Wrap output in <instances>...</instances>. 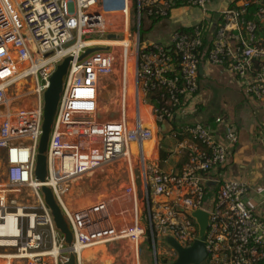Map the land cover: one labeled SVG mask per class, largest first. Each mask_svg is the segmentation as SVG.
<instances>
[{
  "label": "built area",
  "instance_id": "obj_1",
  "mask_svg": "<svg viewBox=\"0 0 264 264\" xmlns=\"http://www.w3.org/2000/svg\"><path fill=\"white\" fill-rule=\"evenodd\" d=\"M213 1L0 0V149L6 162L0 182V247L10 252L0 254L3 264H66L70 253L83 264L88 248L119 238L137 241L144 230L136 224L118 233L107 198L75 205L71 197L76 181L105 173L117 162L127 165L136 215L133 169L138 170L154 251L157 241L167 238L183 248L203 240L207 264L264 261V218L246 203L249 186L237 180H219L216 189L207 185L239 143L236 128L220 116L214 127L186 120L201 103L204 63L224 68L251 97L264 100V0H242L224 9L215 28L202 19L183 26L187 30L174 29L167 41L142 35L145 25L152 29L180 7L198 9L205 17ZM103 38L117 45L79 59L92 47H80V42ZM67 56L72 60L42 183L35 164L44 92ZM128 57L134 59L132 93L121 83L120 118L103 120V79L115 71L119 58L123 72ZM26 78L31 85L18 87ZM145 118L157 127V140ZM42 185L52 190L72 231L70 247L55 225ZM198 211L207 214L204 236L193 216ZM171 252L177 257L172 247Z\"/></svg>",
  "mask_w": 264,
  "mask_h": 264
},
{
  "label": "rangeland",
  "instance_id": "obj_2",
  "mask_svg": "<svg viewBox=\"0 0 264 264\" xmlns=\"http://www.w3.org/2000/svg\"><path fill=\"white\" fill-rule=\"evenodd\" d=\"M143 28L145 30L142 32V35L151 41L164 39L168 33V26L164 24L155 26L152 29L148 28L147 25ZM103 39L97 40L94 44L91 43L92 47L110 46L102 42ZM97 42L101 43L98 44L101 46L96 45ZM129 59L130 57L127 58V67L122 72L121 63L124 60L119 58L115 71L103 79L99 103L101 110L100 116L103 120L120 118L121 85L126 83L125 81L128 79L129 73L130 79L133 77V64L132 60L130 59L129 61ZM213 66L215 71L211 77L199 79L200 92H205L208 96L207 103L203 105V110L210 117L232 113L235 108L232 100L243 95L235 78H232L222 67ZM127 70L129 71L127 72ZM21 84L17 86L20 87ZM127 89V93L131 94V89L129 87ZM111 107L112 109L114 108L113 110L119 111V116L116 114L108 115V110ZM145 125L148 124L145 123ZM152 125L154 138L157 140L155 137L157 127L154 124ZM5 171L6 162L4 153L0 149V182L5 177ZM133 174L135 176L137 205L140 209L138 215H136L134 210V201L130 194L132 181L130 180V174L125 163L117 162L106 168L105 173L98 174L94 177L84 176L75 182L71 193L72 199L75 200V205L77 203L79 205H88L107 198L114 206L112 215L114 227L118 233H124L136 224L144 230V234L137 241L119 238L84 250L83 264H170L176 259L171 252V246L166 241H157L154 251L151 234L144 216L143 189L136 168L133 169ZM8 253L10 252L0 247V254ZM165 261H168V263H165ZM3 262L0 259V264H3Z\"/></svg>",
  "mask_w": 264,
  "mask_h": 264
},
{
  "label": "crops",
  "instance_id": "obj_3",
  "mask_svg": "<svg viewBox=\"0 0 264 264\" xmlns=\"http://www.w3.org/2000/svg\"><path fill=\"white\" fill-rule=\"evenodd\" d=\"M241 1L214 0L209 5L208 14L205 17H203L202 12L198 9L180 7L172 12L169 19H164L155 25L164 24L168 26L167 36L164 39H159V41H167L170 33L174 29L194 25L202 19H205L204 22H208L212 28H215L220 22V12L228 7L241 4ZM95 42H92V44ZM102 42L106 45H117V43H114L115 41L103 40ZM98 44L101 43L97 42L96 45ZM201 69L200 78L211 77L215 71L214 66L208 63H204ZM236 81L243 95L241 94L242 97H237L232 100L235 104L234 111L221 116L215 115L213 118L218 116L223 117L236 128L239 143L230 151L226 167L220 171L211 173L207 185L211 189H216L218 185L217 181L219 180H237L246 183L250 188L246 196L247 205L254 208L264 218V100H256L251 97L241 83L238 80ZM125 82L132 93L133 85L131 84L130 78L128 77ZM207 100V94L201 92V103L198 106L197 112L188 116L186 120L191 123L201 122L214 127L215 120L210 124L209 121L212 117L203 110V105L207 103ZM226 104L229 105L228 103ZM128 106H131L130 102ZM113 109L112 111L108 110L109 116L118 114L114 113ZM108 120L114 119L108 118Z\"/></svg>",
  "mask_w": 264,
  "mask_h": 264
},
{
  "label": "water",
  "instance_id": "obj_4",
  "mask_svg": "<svg viewBox=\"0 0 264 264\" xmlns=\"http://www.w3.org/2000/svg\"><path fill=\"white\" fill-rule=\"evenodd\" d=\"M264 5V1L261 2ZM115 35H108L107 39L115 38ZM108 47H89L80 56V60L88 55L97 52L105 51ZM72 56H67L61 63L56 66L55 71L49 79V85L44 92V108L42 134L39 140L38 154L36 156L35 177L40 182L44 183L47 176V150L50 140V135L53 129L58 104L63 91V84L68 72ZM202 69H200L201 72ZM165 131V129H163ZM41 191L44 195L45 202L50 208L57 229L64 235L65 242L70 247L73 243V234L69 225L59 208L52 190L46 185H42ZM200 225V234L204 236L207 226V214L201 211L193 213ZM167 243L176 251L177 257L170 264H207V251L203 240L196 241L191 247L183 248L174 239L167 238ZM168 263V261H165ZM66 264H76V258L73 253H70Z\"/></svg>",
  "mask_w": 264,
  "mask_h": 264
},
{
  "label": "bare ground",
  "instance_id": "obj_5",
  "mask_svg": "<svg viewBox=\"0 0 264 264\" xmlns=\"http://www.w3.org/2000/svg\"><path fill=\"white\" fill-rule=\"evenodd\" d=\"M101 40H102V39H101ZM103 40H106V39H103ZM94 41H97V40L90 41L89 43L86 42L87 44H86V43L84 44V43H81V42H80V43L78 44V46L81 47V46H84V45H91V43L94 42ZM107 41H108V40H107ZM109 41H110V40H109ZM130 59L132 60V64H133V66H132V70H133V77H134V59H133V57H130ZM130 59H129V61H130ZM128 71H129V70H127V72H128ZM129 74H130V73H129ZM133 77H132V79H130L132 85H133ZM129 78H130V76H129ZM23 81H24L25 84H27V85H31V84H30V81H29L28 78L24 79ZM130 104H131V103H130ZM111 109H112V107L109 109V111H112ZM147 109L150 110L149 108H147ZM130 110H131V109H130ZM109 111H108V112H109ZM113 112H114V113H118L119 111H118V110H116V111L113 110ZM120 112H121V110H120ZM129 113H130V111H129ZM145 121H146L145 123H147L148 125L153 126L152 123L148 122L146 118H145ZM145 123H144V124H145Z\"/></svg>",
  "mask_w": 264,
  "mask_h": 264
},
{
  "label": "trees",
  "instance_id": "obj_6",
  "mask_svg": "<svg viewBox=\"0 0 264 264\" xmlns=\"http://www.w3.org/2000/svg\"><path fill=\"white\" fill-rule=\"evenodd\" d=\"M251 9H252V10H255V9H256V6H255V5H252V6H251ZM156 22H157V21H156ZM156 22H155V23H156ZM179 30L184 31V30H187V28H185V27H180ZM214 120H215V118H213V117L210 118L209 123L212 124V123L214 122ZM165 156H166V154L162 151V152H161V157L164 158ZM261 264H264V261H263Z\"/></svg>",
  "mask_w": 264,
  "mask_h": 264
}]
</instances>
